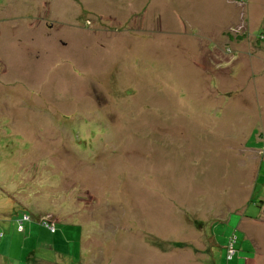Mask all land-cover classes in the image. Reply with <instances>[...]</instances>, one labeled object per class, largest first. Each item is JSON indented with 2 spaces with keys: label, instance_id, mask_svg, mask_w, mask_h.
<instances>
[{
  "label": "rangeland",
  "instance_id": "rangeland-1",
  "mask_svg": "<svg viewBox=\"0 0 264 264\" xmlns=\"http://www.w3.org/2000/svg\"><path fill=\"white\" fill-rule=\"evenodd\" d=\"M262 45L264 0H0V264H264Z\"/></svg>",
  "mask_w": 264,
  "mask_h": 264
},
{
  "label": "clouds",
  "instance_id": "clouds-1",
  "mask_svg": "<svg viewBox=\"0 0 264 264\" xmlns=\"http://www.w3.org/2000/svg\"><path fill=\"white\" fill-rule=\"evenodd\" d=\"M107 134V130L98 125L82 124L79 130V139L84 143L77 145V150L91 157Z\"/></svg>",
  "mask_w": 264,
  "mask_h": 264
},
{
  "label": "trees",
  "instance_id": "trees-1",
  "mask_svg": "<svg viewBox=\"0 0 264 264\" xmlns=\"http://www.w3.org/2000/svg\"><path fill=\"white\" fill-rule=\"evenodd\" d=\"M3 207H4L3 203L0 201V209L1 208L3 209ZM25 220H26L25 218L24 219H20L19 222L17 221L18 224L16 223V221H13L14 223H12L9 226V230H10L9 231V235H11L10 233L12 231H15V232H18L20 234H26L28 237H31L32 235H34L35 231L38 232L39 230H42V229L45 230L46 228H50V232H49L50 235H53V233L55 232L53 224L51 225L50 222H45V221H42V220H39L38 223H39L40 226L44 227L45 229L41 228V227H38V226H36V225H34L32 223H30L29 225H26L23 228ZM25 223H27V222H25ZM6 224L7 223L5 222V220L2 219L1 216H0V230L1 229H5L6 230V227H7ZM50 226H52V227H50ZM1 227H3V228H1ZM75 227L77 228V226H75ZM45 231H47V229ZM23 242H25V241H23ZM229 249L230 250H229L228 256H231L230 252H232V243H231V246H229Z\"/></svg>",
  "mask_w": 264,
  "mask_h": 264
},
{
  "label": "crops",
  "instance_id": "crops-1",
  "mask_svg": "<svg viewBox=\"0 0 264 264\" xmlns=\"http://www.w3.org/2000/svg\"><path fill=\"white\" fill-rule=\"evenodd\" d=\"M0 216H1V213H0ZM255 238H256V240H259V234L258 233H255Z\"/></svg>",
  "mask_w": 264,
  "mask_h": 264
},
{
  "label": "flooded vegetation",
  "instance_id": "flooded-vegetation-1",
  "mask_svg": "<svg viewBox=\"0 0 264 264\" xmlns=\"http://www.w3.org/2000/svg\"><path fill=\"white\" fill-rule=\"evenodd\" d=\"M263 46V48H264V45H262Z\"/></svg>",
  "mask_w": 264,
  "mask_h": 264
}]
</instances>
